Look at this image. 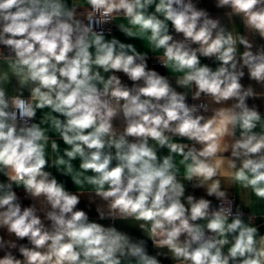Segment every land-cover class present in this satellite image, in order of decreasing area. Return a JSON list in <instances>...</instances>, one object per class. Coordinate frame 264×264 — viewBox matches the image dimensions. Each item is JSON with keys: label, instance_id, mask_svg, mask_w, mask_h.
Returning a JSON list of instances; mask_svg holds the SVG:
<instances>
[{"label": "clouds", "instance_id": "1", "mask_svg": "<svg viewBox=\"0 0 264 264\" xmlns=\"http://www.w3.org/2000/svg\"><path fill=\"white\" fill-rule=\"evenodd\" d=\"M214 6L0 0V264H264V0Z\"/></svg>", "mask_w": 264, "mask_h": 264}, {"label": "crops", "instance_id": "2", "mask_svg": "<svg viewBox=\"0 0 264 264\" xmlns=\"http://www.w3.org/2000/svg\"><path fill=\"white\" fill-rule=\"evenodd\" d=\"M201 7L206 8L213 16L219 15V16L223 17V10H219V9L215 8L214 0H201ZM239 26H240L239 20H236V24L234 22L232 24V27L234 30H240L241 32H243V28L240 27V29H239ZM112 35L116 36L117 38H119L120 40H122L124 42H134L137 45L138 49H140L141 51H148V47L145 43H141L140 41H127L126 38L121 33L116 31L115 27L112 30ZM152 54L157 55V56L162 55L161 52H156V53H152ZM152 54H150V57ZM153 60H154L153 58L149 59V61H148L149 67L154 68L155 70L159 71L162 75H167L168 73L166 72V70L164 68L160 67V65H153V63H152ZM204 62L209 63V64L212 63L211 61H204ZM169 74L171 75V73H169ZM243 82L245 84L248 83L246 78ZM250 103H253V102L250 101ZM255 103L260 104L261 101H255ZM261 110L264 111V108H262ZM61 146L63 147V145H61ZM77 164H78V162H77ZM52 171L54 172V174H56L54 169H52ZM58 179L62 180L65 183V186L68 190L76 191L74 185L71 183L69 178L62 177V176L58 175ZM17 192H18V195L21 196L22 204L24 206H27L28 204L31 203L30 200L23 198L24 194H23L22 190L18 189ZM241 201L248 203V209L247 208L243 209L246 215L248 214V212H250L254 216H264V201H259L254 196H251L250 194L245 195V194L241 193L239 189H237V201L236 202L239 204ZM79 207L89 211V215H90L91 219H93V220L96 219V213H95L94 207L88 208L86 201L82 200ZM102 223L108 224L109 222L103 221ZM257 224L260 227L261 233L264 234V220L258 219ZM117 227L121 228L125 231L130 232L134 236L140 235V233L137 232L134 228H129L125 224H123L122 222H117ZM149 251L150 252L152 251L151 245H149ZM164 264H171V262L165 261Z\"/></svg>", "mask_w": 264, "mask_h": 264}, {"label": "built area", "instance_id": "3", "mask_svg": "<svg viewBox=\"0 0 264 264\" xmlns=\"http://www.w3.org/2000/svg\"><path fill=\"white\" fill-rule=\"evenodd\" d=\"M199 2H200V6H201V0H199ZM113 28H114V27H112V30H113ZM152 63H153V65H159V64L155 61V59L153 60ZM23 197H24V195H23Z\"/></svg>", "mask_w": 264, "mask_h": 264}]
</instances>
